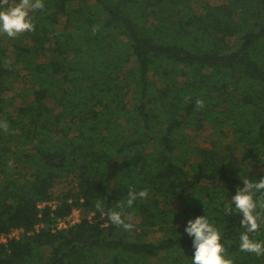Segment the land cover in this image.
I'll return each instance as SVG.
<instances>
[{
	"label": "trees",
	"instance_id": "obj_1",
	"mask_svg": "<svg viewBox=\"0 0 264 264\" xmlns=\"http://www.w3.org/2000/svg\"><path fill=\"white\" fill-rule=\"evenodd\" d=\"M232 1L198 0V10L195 0H44L15 63L0 33V235L25 230L0 245V264H162V255L193 264L185 227L201 215L233 264H264L240 251L243 214H227L242 178L264 177V0H235L259 6L243 34ZM23 70L32 98L7 112L5 93ZM195 120L212 123L217 138L193 143ZM228 132L253 174L220 141ZM65 180L72 185L54 191ZM130 187L148 196L124 210L126 222L140 219L126 231L107 214ZM75 209L80 221L59 229ZM249 235L264 240V227Z\"/></svg>",
	"mask_w": 264,
	"mask_h": 264
},
{
	"label": "clouds",
	"instance_id": "obj_2",
	"mask_svg": "<svg viewBox=\"0 0 264 264\" xmlns=\"http://www.w3.org/2000/svg\"><path fill=\"white\" fill-rule=\"evenodd\" d=\"M44 7V0H0V33L14 38L24 32L35 31L30 13L43 10ZM190 99V97L185 98L186 102ZM196 106L203 108V100L197 99ZM0 128L7 132V122L0 121ZM147 196V189L137 192L130 187L126 200H120L117 203L116 208L119 210L108 212V219L112 224L122 227L126 231L132 230L134 225L131 222H126L124 210L131 208L137 199H144ZM230 201L231 203L227 206V214L233 211L243 214L240 225L245 231L240 235V251L264 256V240L257 241L250 238L249 235L264 227V177L258 180L242 178V186L238 187ZM96 209L101 216L105 214L102 202L96 203ZM130 219L129 215L128 220ZM185 232L193 237L195 249L193 264H233L231 259L226 258L227 249L221 243L222 234L209 222L206 215L189 219Z\"/></svg>",
	"mask_w": 264,
	"mask_h": 264
},
{
	"label": "rangeland",
	"instance_id": "obj_3",
	"mask_svg": "<svg viewBox=\"0 0 264 264\" xmlns=\"http://www.w3.org/2000/svg\"><path fill=\"white\" fill-rule=\"evenodd\" d=\"M195 4L198 7V10L201 9L198 5V0H195ZM231 5L237 9L238 13V18L241 20V23L244 25V29L242 31V34L245 33L246 31L252 29L254 27V24H256L257 19H258V13H259V6L256 3H251V2H237V1H232ZM65 21V18H63V23ZM2 38L4 40L5 45L7 46L8 49V60L11 63L16 62V54H15V48L16 46L20 44H24L26 42H30V38L26 32L17 35L14 38H9L5 33H2ZM47 56V55H46ZM47 58V57H46ZM44 58V59H46ZM23 77L19 80H16L12 85L9 90L5 93V97L9 98V103L6 105V111H11V112H16L17 109L25 104L28 99L32 98V94L30 92V88L33 86V81L31 80L30 76L23 70ZM123 73L120 72L119 78L120 80L123 79ZM157 76V81L159 84L162 85L163 80ZM184 78V77H182ZM235 94V93H234ZM123 97L129 102L130 105H132V92L128 88L122 93ZM50 103H54L53 97H50L48 99ZM1 116V114H0ZM3 115L1 117V120L3 119ZM197 125V120L193 121L192 123H189L187 126V133L189 135V139L193 143L201 144V145H208L211 141L217 138V135L215 134V128L213 127L212 123L210 122H205L204 127L198 129L196 127ZM6 140L8 144L11 143V140L14 139L15 137H18V133L16 135L13 134H6ZM13 138V139H12ZM224 146L230 145L233 147L232 154L235 156L236 161L239 164H247L246 170L244 175H251L253 174V170L250 167V164L246 162L245 158V149L244 146L235 141L232 138V133L228 132L221 140H220ZM15 148L16 146L13 145ZM196 157L192 158L190 161H194ZM19 171L24 174L27 170L26 167L23 164L18 165ZM256 172V171H254ZM72 185L71 182H68L67 180L61 182V184L57 185L54 188V191L56 192H61L62 189H66ZM73 217L78 219L81 217V211L79 209L74 210ZM140 219L136 216L133 217V224L136 226L139 223ZM163 233L160 231L155 232V236L159 237ZM47 253L50 252V249H46ZM162 262V264H170L169 261L167 260L165 255H162L158 258Z\"/></svg>",
	"mask_w": 264,
	"mask_h": 264
},
{
	"label": "built area",
	"instance_id": "obj_4",
	"mask_svg": "<svg viewBox=\"0 0 264 264\" xmlns=\"http://www.w3.org/2000/svg\"><path fill=\"white\" fill-rule=\"evenodd\" d=\"M46 204H49L55 208L56 205L58 204V200H54V201H50V202H46V201L40 202L39 206L44 207ZM74 213L75 212H73V214ZM73 214L59 218L58 222H57V227L59 229H65V228H68L69 226L73 225L74 223L80 221L81 217L76 219L73 217ZM91 217L92 216H90V218ZM40 227H41L40 224L37 225V229H40ZM24 231H25L24 228H16L13 231H11L10 233H2L0 235V245L2 243H8L9 239H11V238H14V237L19 238Z\"/></svg>",
	"mask_w": 264,
	"mask_h": 264
}]
</instances>
